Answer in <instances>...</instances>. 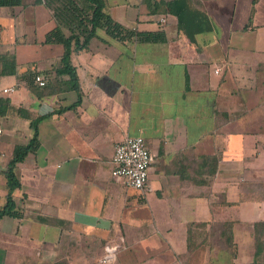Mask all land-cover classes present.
Instances as JSON below:
<instances>
[{
    "label": "crops",
    "instance_id": "crops-1",
    "mask_svg": "<svg viewBox=\"0 0 264 264\" xmlns=\"http://www.w3.org/2000/svg\"><path fill=\"white\" fill-rule=\"evenodd\" d=\"M104 10L163 36L99 32L71 50L72 80L64 45L45 40L52 5L0 6V53L18 70L0 75V209L3 170L32 120L38 129L14 167L16 214L0 215V264H264V0H104ZM127 133L155 155L143 190L111 175ZM106 244L115 255L101 263Z\"/></svg>",
    "mask_w": 264,
    "mask_h": 264
},
{
    "label": "trees",
    "instance_id": "trees-1",
    "mask_svg": "<svg viewBox=\"0 0 264 264\" xmlns=\"http://www.w3.org/2000/svg\"><path fill=\"white\" fill-rule=\"evenodd\" d=\"M40 1V0H36ZM46 4L52 5L54 16L58 20V24L47 32L45 40L50 42H60L64 45V53L62 60L66 72L70 74L72 80H76V73L70 63L71 50L86 46L90 38L97 35L102 30L106 35L118 37L121 39H130L136 37L138 40H157L162 38L161 31H137L135 29L125 27L120 22L114 20L109 13L104 10V0H89L93 4V9L88 17H82L77 7L66 5H54V0H45ZM21 0H0V6H16ZM176 14L180 15L176 11ZM63 27L68 29V34L63 32ZM17 63L13 53H0V75L14 74L17 75ZM28 76L34 78V74L29 71ZM33 76V77H32ZM31 79V80H32ZM74 87L77 84L74 82ZM9 103L7 97L0 95V114H5ZM33 129L32 136L26 144L17 145L10 157L6 168L3 170L7 179L8 192L6 194V204L0 209V215L7 213L15 215L14 201L12 190L19 185L14 167L16 163L23 159L28 151L33 150L38 144L37 119L31 121ZM51 264H69L65 258H59Z\"/></svg>",
    "mask_w": 264,
    "mask_h": 264
},
{
    "label": "built area",
    "instance_id": "built-area-1",
    "mask_svg": "<svg viewBox=\"0 0 264 264\" xmlns=\"http://www.w3.org/2000/svg\"><path fill=\"white\" fill-rule=\"evenodd\" d=\"M39 84H45L40 76H35ZM6 90V89H5ZM111 175L115 181L126 186L143 190L147 184L148 171L155 161V155L141 134H124L114 144ZM116 245L106 244L99 262L105 263L115 255Z\"/></svg>",
    "mask_w": 264,
    "mask_h": 264
},
{
    "label": "rangeland",
    "instance_id": "rangeland-1",
    "mask_svg": "<svg viewBox=\"0 0 264 264\" xmlns=\"http://www.w3.org/2000/svg\"><path fill=\"white\" fill-rule=\"evenodd\" d=\"M56 4L58 5H66V4H68V5H70V6H74L75 5V7H77V9H78V5L76 4V2L75 1H73V0H64V1H62V0H56ZM77 5V6H76ZM80 8V7H79ZM81 11V10H80ZM84 14V15H83ZM89 14H91V13H84V12H81L80 13V15L82 16V17H88L89 16ZM100 32L103 34L104 32L102 31V30H100Z\"/></svg>",
    "mask_w": 264,
    "mask_h": 264
}]
</instances>
